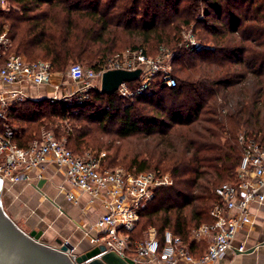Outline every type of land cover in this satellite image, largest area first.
Segmentation results:
<instances>
[{
    "label": "trees",
    "instance_id": "1",
    "mask_svg": "<svg viewBox=\"0 0 264 264\" xmlns=\"http://www.w3.org/2000/svg\"><path fill=\"white\" fill-rule=\"evenodd\" d=\"M7 2L0 8V33L6 30L11 50L28 61H49L56 72L74 61L99 69L125 36L146 55L168 47L181 62L176 71L189 70L194 78L176 76L175 86L157 84L131 99L95 88L70 106L48 98L15 102L0 119V132L16 125L19 147L44 132H63L73 153L95 155L103 147L98 133L143 138L153 154L134 155L124 169L168 173L172 183L158 188L140 211L131 239L145 238L151 227L157 235L168 229L186 240L192 228L209 222L214 189L236 182L238 135L264 147V0ZM190 26L200 49L184 48L181 31ZM64 120L67 128L59 123ZM115 158L104 153L102 164ZM204 250L202 242L197 252Z\"/></svg>",
    "mask_w": 264,
    "mask_h": 264
},
{
    "label": "built area",
    "instance_id": "2",
    "mask_svg": "<svg viewBox=\"0 0 264 264\" xmlns=\"http://www.w3.org/2000/svg\"><path fill=\"white\" fill-rule=\"evenodd\" d=\"M7 5V0H0V8ZM194 45L192 48L202 47ZM169 56L164 48L154 58L146 55L142 48H127L99 69L70 64L66 76L75 88L61 95L64 83L59 80L53 84V95L48 99L61 100L66 105L81 104L90 91L97 88L95 79L108 69H140L138 79L123 82L115 90L122 98H131L150 90L154 80L157 84L173 87L176 79L170 73V64H166ZM57 73L52 70L49 61H28L14 53L6 30L2 31L0 119H5L12 104L29 99L23 91L27 84L38 86L48 83ZM134 82H138L137 85L134 86ZM16 128L15 125L5 126L0 132L1 180L18 182L28 179L32 169H39L37 178H41L40 170L45 165H55L61 170L64 182L88 195L90 203L98 201L101 205L93 244L102 243L108 250L133 259L134 264H217L227 251H246L242 243L234 244V238L241 227L251 222L249 206L253 202H264V147L244 133L237 137L242 155L236 168V182L222 183L214 189L217 202L209 209V222L192 228L186 240L168 229L157 235L151 227L144 239L132 240L131 234L136 228L140 211L146 208L158 188L172 183L170 174L151 170L131 172L121 167L104 166V153L75 154L66 146L64 138H57L49 132L25 147H19L13 141ZM58 187L63 191V184ZM66 198L76 202L71 192H66ZM202 242L205 243V250L198 253Z\"/></svg>",
    "mask_w": 264,
    "mask_h": 264
},
{
    "label": "crops",
    "instance_id": "3",
    "mask_svg": "<svg viewBox=\"0 0 264 264\" xmlns=\"http://www.w3.org/2000/svg\"><path fill=\"white\" fill-rule=\"evenodd\" d=\"M27 89L24 87L23 91L27 93ZM43 89L44 94L29 99L53 95V90ZM38 172L39 169H32L28 179L18 182L3 181L1 201L5 211L23 230L40 231V242L58 247L56 241L61 240L71 244L73 252L83 251L97 233L95 223L102 212L100 203H90L88 195L64 182L55 165H45L40 170L41 178H37ZM60 184L63 191L59 190ZM66 192H71L76 202L68 200ZM249 210L251 222L241 227L234 238V244L242 243L246 251H227L217 264H264V202H253Z\"/></svg>",
    "mask_w": 264,
    "mask_h": 264
},
{
    "label": "water",
    "instance_id": "4",
    "mask_svg": "<svg viewBox=\"0 0 264 264\" xmlns=\"http://www.w3.org/2000/svg\"><path fill=\"white\" fill-rule=\"evenodd\" d=\"M140 69H108L102 72L99 91L112 94L123 82L138 79ZM0 176V264H134V260L108 250L102 243L73 252L68 242L57 240L58 247L39 241L40 231H25L5 211L1 201ZM251 251V250H248Z\"/></svg>",
    "mask_w": 264,
    "mask_h": 264
},
{
    "label": "rangeland",
    "instance_id": "5",
    "mask_svg": "<svg viewBox=\"0 0 264 264\" xmlns=\"http://www.w3.org/2000/svg\"><path fill=\"white\" fill-rule=\"evenodd\" d=\"M9 6V4L7 5ZM7 6L5 8H7ZM199 17H202V15H199ZM6 27V24H5ZM181 39L183 40V43H187V45H184V48L186 49L188 46H195V44H198L200 46H203V44L201 43V41L196 37L195 33L191 32V26L190 27H183L182 31H181ZM123 43H120L117 50H115L113 52L112 55H110L108 57L107 63L113 61V59L115 58L116 54L121 53L122 51H124L127 48H132L131 44H126V42H129L127 37L123 36V38H121L120 40ZM194 42V43H193ZM168 48V47H167ZM164 47L165 50H167L170 54V56L166 59V64H170V73L171 75H173L175 78L176 76H182V77H186V78H194L193 74L189 71V70H185L183 73L179 74L176 69H178L179 64H181V62L179 60L176 61V53L172 52L169 48L167 49ZM201 48V47H200ZM199 48V49H200ZM196 50L198 48H195ZM178 54V50L176 51ZM185 51H182V53H184ZM160 54V50L155 49V47H153L152 49H150V54H148V56L150 57H157ZM72 63H78L81 64L84 67H87L88 64L84 63V62H80V61H74V62H69L67 64V66L64 68L63 71H59L57 74L54 75V77L52 78V80L48 83L42 84V85H34V84H27L25 87L28 88L27 91V96L29 98L32 97H37L40 96L42 94H44V87L46 88L47 91H52L53 90V84L59 80H62V82L64 83L63 87L61 88V95L64 94L65 92H71L74 88H75V84H73L72 82H70V80L67 78L66 76V70L67 67L72 64ZM138 82H134V86L137 85ZM95 85L96 87L99 89L100 88V77H97L95 79ZM157 85L156 81L154 80V84H153V88H155ZM44 86V87H43ZM40 91H39V89ZM157 90V89H156ZM118 96V95H117ZM127 99V98H124ZM131 99V98H128ZM50 100V99H49ZM125 101V100H124ZM70 106V105H69ZM142 112H144V114L147 112L145 110H142ZM61 122V124L63 126H65L67 128L68 125H70V122H67V120L64 121H59V123ZM16 126V125H15ZM93 127L97 126V125H92ZM17 127V126H16ZM49 133H51L52 135H54L57 138H64L65 139V135L63 134V132H59L57 133V135L54 132L48 131ZM47 133V132H44ZM113 137L110 135H105L102 133H98V139L99 142H103V147L101 148V150L99 151L100 153H105V154H111V155H115L116 158L114 159V162L109 164V167H121V168H127L130 159L134 156L137 155L139 157V159L143 158V156L146 155H152L153 151L152 148L150 147L151 145L149 143H147L148 141L145 142V139H139V137H130V138H126V139H112ZM110 142H112V146L111 149L108 151L106 148L110 145ZM149 146H148V145ZM88 151H85L83 154L87 153ZM91 153H95V151H91ZM147 236V233H146ZM145 236V237H146ZM144 239V238H143Z\"/></svg>",
    "mask_w": 264,
    "mask_h": 264
}]
</instances>
